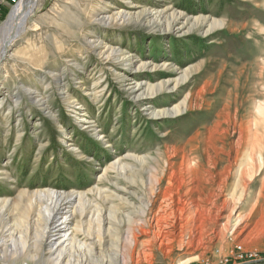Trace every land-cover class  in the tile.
Listing matches in <instances>:
<instances>
[{
  "label": "rangeland",
  "instance_id": "obj_1",
  "mask_svg": "<svg viewBox=\"0 0 264 264\" xmlns=\"http://www.w3.org/2000/svg\"><path fill=\"white\" fill-rule=\"evenodd\" d=\"M17 1L0 0V24ZM119 7L131 12L123 23L100 19ZM30 15L0 64V198L10 202L0 226L7 216L16 223L21 191L53 188L92 205L105 198L103 208L118 211L88 264H230L236 251L264 255V150L247 187L222 171L240 122L264 120V0H37ZM199 17L222 26L206 32ZM103 45L123 55L107 58ZM186 68L192 71L175 88L135 89ZM185 97L179 115L151 117ZM220 113L227 119L213 127ZM187 160L201 173L187 172ZM190 178L214 181V207L196 181L188 193L177 188ZM227 199L228 221L232 208L217 210ZM178 200L200 202L204 211L186 221ZM146 203L151 211L142 219Z\"/></svg>",
  "mask_w": 264,
  "mask_h": 264
},
{
  "label": "bare ground",
  "instance_id": "obj_2",
  "mask_svg": "<svg viewBox=\"0 0 264 264\" xmlns=\"http://www.w3.org/2000/svg\"><path fill=\"white\" fill-rule=\"evenodd\" d=\"M36 4L37 0H18L17 3L11 7L5 21L0 24V64L6 56L9 46L27 28L31 16L30 13H32L33 9L36 7ZM155 14V19L161 17V12H156ZM130 15L131 12L129 10L119 7L108 16L100 19H107L108 22L120 21L123 23ZM197 21L201 25H207L206 32L222 26L221 22L216 20L207 21L205 17H199ZM101 49L100 52L106 54L107 58L112 55L116 57L123 55V51L117 52L114 48H109L106 45L101 46ZM143 66L144 65H140L139 68ZM191 71L192 68H186L180 77L160 82L154 86L136 84L135 89L140 91L138 95H143L144 93L153 95L160 90H168L170 84L173 85L172 88H175L180 82L186 81ZM143 88L145 91L142 90ZM186 103L187 97L171 109H152L150 110V115L151 117L177 116L187 109ZM220 114L223 115V119L219 120L220 116H218L219 119L213 123V127H219L221 123L227 119L225 113ZM256 128L261 130V134L258 133ZM238 133L239 136L235 143L234 156L231 158V152H228L227 156L230 158V161L223 167L222 171L226 173L227 177L237 173L239 182L242 183L243 187H247L248 182L245 179L246 175L251 170H255L257 162H263L264 120L255 121L244 119L238 125ZM256 149L258 151H256ZM243 157L245 158L244 160ZM133 159L145 162L144 158L134 157ZM210 164L207 165L209 168L208 170H203L207 175H211L212 173L210 170L215 168L213 163ZM185 166L187 172L191 173L193 170L194 173H201V171L198 170L200 167L197 165L191 168L188 160ZM236 167L238 168L236 172H234L233 169ZM121 169L125 170V167L121 165ZM189 180L190 181L180 183L177 188L179 189L181 185H185L187 188L186 193H188V191L191 190L189 184L196 181L191 178ZM223 180L224 179L218 184H223ZM196 184L197 186L195 189H197L198 192L205 190L206 193L204 195L206 197V202H210L214 207L215 204L212 197L219 196L217 194L218 187H214V181L200 178V180L197 179ZM122 192L125 191L122 190ZM19 196L24 205L16 223H14V225L9 224L7 222L9 217L7 216L3 218L4 225L2 224L0 226V260L10 259L12 262H17L21 257H28L30 260H40L43 264H88L89 262L91 263V261L95 262L96 253L101 250L109 233L108 226L106 225L113 224L109 218L115 219L118 215V211L113 205L107 206L108 208H103L106 202L105 198L101 206L99 204L92 205L80 193L76 192H65L63 190H54L53 188H44L35 189L33 191H21ZM116 198L121 199L125 204L127 203L125 202L127 198L124 196L120 195ZM9 203L8 199L0 198V214L7 209ZM149 203L153 204L152 201H149ZM181 203L182 202L178 200V207H176V210L179 211L180 216L183 215L186 221L193 218L196 213L204 211V206L200 202H189L187 200L184 201L182 205H180ZM148 206V203L144 204L139 211V215L142 219L151 211V208ZM225 208H232L228 199L225 200L217 210H224ZM162 210L165 211L164 209ZM105 211L107 212L106 214ZM75 213L78 215L77 218L74 217ZM231 213H233V208L226 216L227 221L231 218ZM0 217L2 218L1 215ZM127 220L130 222L129 224H131L132 219L127 217ZM72 221L74 223L71 226ZM79 235H81L83 239L80 238ZM46 237H50V239L45 243L47 251L46 258L44 259L43 246Z\"/></svg>",
  "mask_w": 264,
  "mask_h": 264
},
{
  "label": "built area",
  "instance_id": "obj_3",
  "mask_svg": "<svg viewBox=\"0 0 264 264\" xmlns=\"http://www.w3.org/2000/svg\"><path fill=\"white\" fill-rule=\"evenodd\" d=\"M239 250L241 246H238ZM235 261L230 264H264V255L260 252H247L244 250L236 251ZM224 264H227L225 262Z\"/></svg>",
  "mask_w": 264,
  "mask_h": 264
}]
</instances>
